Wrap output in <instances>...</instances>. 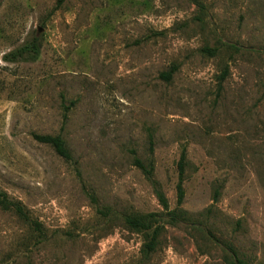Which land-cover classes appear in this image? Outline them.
<instances>
[{"label":"rangeland","instance_id":"obj_1","mask_svg":"<svg viewBox=\"0 0 264 264\" xmlns=\"http://www.w3.org/2000/svg\"><path fill=\"white\" fill-rule=\"evenodd\" d=\"M0 193V264H264V0H0Z\"/></svg>","mask_w":264,"mask_h":264},{"label":"trees","instance_id":"obj_2","mask_svg":"<svg viewBox=\"0 0 264 264\" xmlns=\"http://www.w3.org/2000/svg\"><path fill=\"white\" fill-rule=\"evenodd\" d=\"M64 0H57V6L62 4ZM39 55V43L36 38H34L31 42L24 44L20 48L8 53L3 57V59L7 62L14 63L18 61H34L37 59ZM176 72L175 68L170 69L167 73H163L160 75V78L165 80L166 82L171 80L172 75ZM33 139L40 143L49 146L53 152L64 161H71V154L66 146V143L61 138L60 135L50 136V135H33ZM184 154L180 156V159L177 164V185H176V198H177V206L181 205L184 199V189H183V177H184ZM135 166L141 169L144 173L150 174V171H146L145 168L136 160L134 161ZM158 201L163 207V210H167V204L162 195L158 193L157 195ZM0 209L2 211H11L18 218L23 220L28 224H33L36 228L38 225L36 223H32V221L27 217L23 207L15 202H12L8 199L7 195L4 193H0ZM153 218L154 215L148 216H126L124 217V223L126 226L135 232H149L152 230L153 226ZM157 237L156 232L152 233L151 244L155 241ZM225 250L232 256V258L236 259L235 253L233 249L229 245H224ZM233 264H245L240 260H235Z\"/></svg>","mask_w":264,"mask_h":264}]
</instances>
